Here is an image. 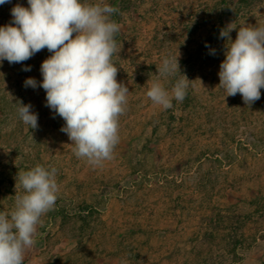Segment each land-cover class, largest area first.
Segmentation results:
<instances>
[{"label":"rangeland","instance_id":"1","mask_svg":"<svg viewBox=\"0 0 264 264\" xmlns=\"http://www.w3.org/2000/svg\"><path fill=\"white\" fill-rule=\"evenodd\" d=\"M104 2L120 10L112 19L120 24L115 38L122 48L113 61L118 67L117 81L130 93L127 110L119 118L120 142L114 158L102 167L93 168L74 155V145L61 131L65 121L46 106V92L39 87L43 80L40 68L52 53L44 49L23 63L0 62V211L11 212L15 194L23 192L18 173L41 165L58 169L56 207H63L66 215L65 221L52 219L51 211L42 217L36 243L26 252L24 264H196L205 258L210 264H225L226 256L207 253L212 246L209 239L197 256L196 245L208 231L212 242L225 237L221 227L210 230L214 205L230 203L238 216L264 206V88L251 106L240 94L226 96L218 86V73L227 40L218 35L211 46L204 44L230 23L237 27L230 32L233 42L240 26L264 25V0ZM17 4L29 6L28 0L0 5V26L12 23L11 9ZM222 46L211 56V50ZM178 52L182 73L166 87L170 90L184 74L191 81L188 97L162 110L146 93L157 78L162 57ZM25 67L31 70L24 71ZM29 77L38 82L35 89L24 86ZM19 102L32 105L38 128L29 129L19 120ZM151 119L160 125L146 128ZM167 123H171V132L165 130ZM147 141L150 151L144 150ZM197 152L214 153L226 163L211 164L202 195L192 191L193 179L186 182L179 176L177 190L171 185L166 190L153 186L161 184L165 175L187 173L192 178L200 172L206 176L205 162L201 170L194 169L192 160L185 163ZM134 161H141L143 168L130 164ZM134 169L156 172L149 175L150 182ZM117 183H126L128 192L118 193ZM174 197L181 211L173 212ZM80 216L90 219L93 235ZM240 233L254 237L257 244L249 251L237 249L242 257L239 264H264V219L254 213Z\"/></svg>","mask_w":264,"mask_h":264},{"label":"clouds","instance_id":"2","mask_svg":"<svg viewBox=\"0 0 264 264\" xmlns=\"http://www.w3.org/2000/svg\"><path fill=\"white\" fill-rule=\"evenodd\" d=\"M8 2L0 0V5ZM28 5L14 6L12 23L0 26V62L23 63L44 49L52 53L40 68L39 87L46 92V106L65 121L61 131L74 145V155L93 168L102 167L114 158L120 142L119 118L127 110L130 93L117 81L113 61L122 48L115 38L120 24L112 19L120 10L104 0H28ZM236 28L230 23L219 34L227 43L218 86L226 96L240 94L251 106L264 88V25L240 26L233 42L230 32ZM211 54L215 55L214 49ZM156 68L158 75L147 97L162 110L172 109L173 101H184L191 82L182 74L170 90L166 87L182 73L179 52L163 56ZM24 86L35 89L38 82L29 77ZM31 108L19 102L17 113L23 124L36 129L38 115ZM57 175L56 167L41 165L18 173L23 192L15 194L11 212L0 211V264H24L42 217L54 210L59 198Z\"/></svg>","mask_w":264,"mask_h":264},{"label":"trees","instance_id":"3","mask_svg":"<svg viewBox=\"0 0 264 264\" xmlns=\"http://www.w3.org/2000/svg\"><path fill=\"white\" fill-rule=\"evenodd\" d=\"M219 35V33L217 32H214L212 36H209L205 39V42L207 43L208 46H211L210 44H213V41L215 39H217V36ZM206 43L204 44L205 47H206ZM203 45V46H204ZM223 49V46L218 49H214L215 50V53H219L221 50ZM219 51V52H218ZM213 54H211L212 56ZM188 97V94L187 96ZM161 118L163 120H165V116L162 115ZM178 120V119H177ZM170 122V120H169ZM172 122V121H171ZM171 123H167L165 127H167V129H165L166 131L168 130L169 132L172 131V127H170ZM152 125H155V127L157 128V126L160 125V123H157L154 119L151 121H147V124H146V128L147 127H151ZM162 125V124H161ZM182 131V129L179 130V132ZM135 139H138V137H135ZM147 145H145V148L144 150L146 151H150L151 150V147H150V143L149 141H147ZM251 146L253 147H256L255 143H250ZM136 159V158H135ZM190 160H192V163L196 164V168H194L195 170H197L198 168L201 170V168L204 167V164L203 162H205L207 165H208V170H206V176L203 174H201L200 172L198 174H196L194 177H190V175H188L187 173H184L180 176L179 173L175 174V175H170L168 177V175H165V179L161 180V184H153L154 187H157L159 189H164L166 190L171 188V186H173L176 190L179 189V182L177 180L178 176L180 177V179H185V181H189V179H193L195 185L193 186V192L194 193H200L202 195V190H200L201 188H203L204 186L207 185V182L209 181V176L211 174V164L212 163H218L219 165L223 163V159L221 157H218L216 154L213 153L212 154H208V153H205V152H197L195 155L189 157L185 163H189ZM130 164H133L135 166H138V168H143V164L141 161H134V162H130ZM185 164V165H186ZM224 166L226 165V163H223ZM228 164H231V163H228ZM157 169V168H156ZM133 172H141L142 173V176L146 179L148 178V181H150V178H149V175L151 174H154L156 171L155 169H134ZM183 175H186L184 177H182ZM151 182V181H150ZM234 182V181H233ZM212 184V183H210ZM127 184L124 183V184H115V187L118 189V193L121 191L122 193L126 191V193L128 192L129 190V187H127ZM130 186V185H128ZM228 186V185H227ZM177 197V196H176ZM174 197V198H176ZM260 199L256 201V204L257 205H260L259 203ZM173 202V205H172V210L173 212L179 210L181 211V207L178 203V199H173L172 200ZM229 202V201H228ZM228 205L230 203H227ZM227 204L225 205H214L213 207H211L210 211L213 212V216L210 217V220L211 222H213V227L210 229L211 231L216 229L217 230V227H221V231H226L224 233V236L225 237H222L219 241H213L212 242V239L210 236V231H208L207 233H205L204 235H202V240H201V243L199 244V246L196 245V249L198 250L196 254V256L198 255L199 253V248L201 249V247L203 246L204 242L206 240H210L211 243H209V245L212 244V246H210V248L208 249L207 253L209 252L210 254H213L214 252H217V255L218 256H222L223 258H226L227 257V260H226V263L225 264H239V262L241 261L242 257L240 256L241 253H238L237 249L239 250H245V251H249L251 250L252 248L255 247V245L257 244V241H254V237H249V238H246L242 233H240L241 231V227L245 225V222L253 216L254 213L258 214L260 219H264V211L261 209L263 205H261L258 209L254 210L250 215L246 214V215H241V216H238L234 210H232V208H235L236 206H228ZM264 207V206H263ZM14 208V207H13ZM262 211V213H261ZM250 216V217H249ZM50 217L52 219H55L57 217H60L61 219L63 218L64 221H65V209L62 207V208H59L56 207L55 205V208L54 210L51 211L50 213ZM80 220L82 222H84L88 227L84 226L85 228H88V234L89 235H93L94 231H92L91 229H93V227H90L92 226V223L88 222L90 221L87 220L86 217L84 216H80L79 217ZM63 221V222H64ZM219 225V226H218ZM84 234H87V232H84ZM223 240V241H222ZM209 247V246H208ZM222 254V255H219V254ZM246 253V252H245ZM239 254V255H238ZM226 256V257H225ZM230 256V257H229ZM229 257V259H228ZM203 259V258H202ZM45 264H53V262H46ZM155 264V263H154ZM196 264H210L209 261L207 260V258H205V260H202V261H199L197 262Z\"/></svg>","mask_w":264,"mask_h":264}]
</instances>
